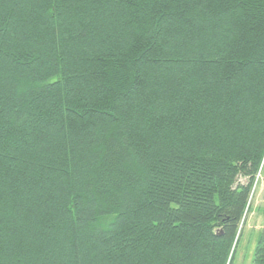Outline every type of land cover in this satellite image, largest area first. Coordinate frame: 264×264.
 I'll list each match as a JSON object with an SVG mask.
<instances>
[{
    "label": "trees",
    "instance_id": "trees-1",
    "mask_svg": "<svg viewBox=\"0 0 264 264\" xmlns=\"http://www.w3.org/2000/svg\"><path fill=\"white\" fill-rule=\"evenodd\" d=\"M263 161L264 0H0V264H231Z\"/></svg>",
    "mask_w": 264,
    "mask_h": 264
},
{
    "label": "rangeland",
    "instance_id": "rangeland-1",
    "mask_svg": "<svg viewBox=\"0 0 264 264\" xmlns=\"http://www.w3.org/2000/svg\"><path fill=\"white\" fill-rule=\"evenodd\" d=\"M264 225V161L256 176L255 184L240 227L237 244L233 249L231 264H252L255 249Z\"/></svg>",
    "mask_w": 264,
    "mask_h": 264
}]
</instances>
